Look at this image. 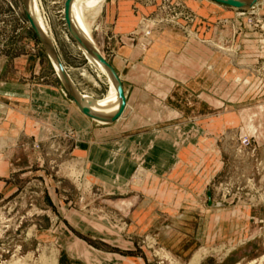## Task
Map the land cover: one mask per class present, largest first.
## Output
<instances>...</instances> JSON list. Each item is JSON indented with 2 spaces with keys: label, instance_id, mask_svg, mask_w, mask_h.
<instances>
[{
  "label": "rangeland",
  "instance_id": "obj_1",
  "mask_svg": "<svg viewBox=\"0 0 264 264\" xmlns=\"http://www.w3.org/2000/svg\"><path fill=\"white\" fill-rule=\"evenodd\" d=\"M64 2L36 0L43 29L77 92L101 99L108 82L69 35ZM107 2L86 21L135 112L101 126L76 108L23 0H0V117L13 137L0 141V264H192L197 253L193 264H264V0H135L141 18L122 36ZM150 22V34L183 32L200 77L181 84L194 70L168 67L137 83L118 66L134 46L141 60L184 59L172 36L150 50ZM107 130L109 152L90 148Z\"/></svg>",
  "mask_w": 264,
  "mask_h": 264
},
{
  "label": "crops",
  "instance_id": "obj_2",
  "mask_svg": "<svg viewBox=\"0 0 264 264\" xmlns=\"http://www.w3.org/2000/svg\"><path fill=\"white\" fill-rule=\"evenodd\" d=\"M134 5H135V0H108V2L106 3V5L102 11V13H103L104 19L106 21V24L108 26H112L114 28L113 34H116L118 36L127 35V34H130L137 27V24L141 18V15L139 16V14H135V10L133 9ZM164 32L165 33L162 32V34H161L160 32L155 31L154 33L150 34L149 40L152 43L150 50L152 52L158 51L159 49H163V50L167 51L168 44H166V42H167L168 38H171V36H172V37H174V41H175L176 45H178L180 47V50L182 49V47H185L184 50H182V52H181L182 54H180V57L184 58V59H180L178 61H172L167 56L165 57V55H163L162 58L159 57L156 59L155 54H152V56L150 55L151 58H149L147 60L146 59L141 60V59H139V57H137V55L139 53H137L138 49L136 48V46H134L133 48L132 47L131 48L126 47L125 49H120V51L131 50V52H133L134 55L132 56V58L126 57L124 55H119L118 66L120 68H126L127 66H131L132 68H136V71L139 72V75L134 77V79L137 83H146V82L147 83H154L158 80L163 79L164 78L163 75H164V71H165L164 69H166L168 67H177V68H179V67L180 68H188L189 67L191 70H194L189 75L187 74L188 72H186L187 75H184V78L179 80V82L181 84H188L190 81V78L200 77L199 74H201V75L203 74V72H204L203 69L206 66L205 63L202 62L201 60H194V59L189 60L187 52L183 53L184 51H187L186 49L189 48V41L184 36L183 32L182 31H177V32L164 31ZM135 41H137V39H134V40L132 39L133 43H135ZM93 45L95 46V44H93ZM95 48L97 49L96 46H95ZM97 51H98V49H97ZM135 54H137V55H135ZM158 68L162 69V71H159V72L157 71V73L155 72V74H147L149 69L151 70V69H158ZM196 68L202 69L201 73L199 70L196 71ZM146 69H148V70H146ZM182 73H185V71H183ZM105 78L108 82L109 90L101 99H95L93 97L84 96V95H81L79 93L82 96L81 102L85 103V105H87V107L92 112H94L92 105L100 104V107L97 110H95V112H94L96 115H99V116H97V118H95V119H90V118H87V119H89L91 122H94V123L101 125V126L106 125L107 123L100 124L99 121L105 122V121L111 120L112 118H114V116L117 114V112L119 110V109L117 110L118 102H117V98H116V93H114L112 96L109 95L111 86L109 84L108 78L107 77H105ZM173 79H175V78H173ZM163 97H166V95L164 94ZM76 108L78 109L77 106H76ZM133 112H135L134 108L129 107L126 104V107L124 109V112L122 113V116L118 120H116V122H119L123 119H126L128 117V115H130ZM98 117H100V118H98ZM0 123L3 124L2 126H0V128L2 127L0 129V131L4 132V135H3V137L1 136L0 141L5 142V143H9V142L13 141V137L7 136L8 132H9V128H10V126L7 125L8 117H0ZM22 123H23V121H22ZM22 128L23 127H20V131H18V135H20V136H18L17 139L20 137L22 139L23 134H25V133H23L24 131L22 130ZM100 132H101V133H99L100 139L96 140L97 144L89 146V147L90 148L95 147V148L99 149L101 152H104V154H107L109 152V148L111 146L109 144L113 141V139H109L110 136H109L108 130L107 131H100ZM119 138L120 137L117 135V138H115V140L119 141ZM134 147H135V145H134ZM90 159H92V157ZM2 161L5 165L6 161H4V160H2ZM91 163H99V161H92ZM0 164H2L1 161H0ZM91 169H93V168H91ZM149 173H150V175H152L150 171H149ZM6 175H7L6 168H4V173H2V172L0 173V181H2L4 178H6ZM122 176H123V174H122ZM0 191H5L4 187L0 186ZM134 203H135V201H134ZM133 206H134V204H133Z\"/></svg>",
  "mask_w": 264,
  "mask_h": 264
},
{
  "label": "bare ground",
  "instance_id": "obj_3",
  "mask_svg": "<svg viewBox=\"0 0 264 264\" xmlns=\"http://www.w3.org/2000/svg\"><path fill=\"white\" fill-rule=\"evenodd\" d=\"M105 0H72V2L70 3L69 6V15H68V19H69V24L70 27L72 29V31L75 33V35L77 37H79L81 40H83L84 42L88 43L89 45L93 46L95 48V46L93 45V39H91V30L89 28V25L86 21V15L88 12H91L93 17H95L99 11H101V6L103 4ZM239 2L242 3H251L254 0H237ZM93 3V4H91ZM91 4V5H90ZM25 7L27 10V13L29 15V17L32 19V21L36 24L39 32L41 33V35L43 36V38L46 40V42L49 44L50 48H52L54 50L53 45L51 44L50 40L47 38L46 36V31L44 27V25L42 24V17H40L39 15V10H38V5L36 3V0H26L25 1ZM78 7H80L82 10L80 11L78 9ZM79 17V18H78ZM78 18V19H77ZM92 18V17H91ZM78 49L85 55V57L87 58V60L105 77L108 78L109 80V84L111 86L110 89V94L109 95H113L114 93H116V98H117V110L120 108V100L117 96V88L116 85L112 79V77L109 75V73L107 72V70L103 67V65L93 56L91 55L82 45L77 44ZM96 49V48H95ZM97 50V49H96ZM50 61L52 63V66L55 69V72L57 74L58 77H60L56 62L54 60L53 57L50 58ZM61 63V62H60ZM63 67V66H62ZM64 69V68H63ZM65 71V69H64ZM67 78H68V82L70 84V87L72 89V91L74 92V94L76 95L77 99L79 101H82V96L79 94V92H77V90L74 88L70 77L68 76L67 72L65 71ZM100 107V104H94L92 105L93 111L95 112V110H97ZM119 113V110L117 112V114ZM116 114V115H117ZM115 115V116H116ZM99 116V115H96ZM114 116V117H115ZM101 117V116H100ZM98 117V118H100ZM100 124H104V123H109L108 121L105 122H100ZM137 172V171H136ZM137 174H141L142 176H144L143 172L141 169L138 170ZM136 175V173H135ZM135 177V176H133ZM141 177V176H140ZM136 181V180H135ZM145 204V203H144ZM114 206V205H112ZM118 205L116 204V207ZM199 257V254L197 253L196 255H194V257L192 258L190 263H195Z\"/></svg>",
  "mask_w": 264,
  "mask_h": 264
},
{
  "label": "water",
  "instance_id": "obj_4",
  "mask_svg": "<svg viewBox=\"0 0 264 264\" xmlns=\"http://www.w3.org/2000/svg\"><path fill=\"white\" fill-rule=\"evenodd\" d=\"M25 1L26 0H23L24 6H25ZM210 1L217 3V4H220V5L229 6V7L238 9V10H243V9L251 8L254 4H256V2L258 0H254L251 3H247V4L239 2L237 0H210ZM71 2H72V0H65L64 5H63V17H64V21H65L69 35L72 37V39L77 44L82 45L91 55H93L103 65V67L107 70L109 75L112 77V79L116 85V88H117V96L120 100V108H119V113L114 118H112L111 120H108V122L110 124V123L118 120L122 116V113L124 112V109L126 107V98H125V94H124V89H123V86H122V83L120 81L118 74L116 73L115 69L108 63V61H106V59L93 46H91L88 43L81 40L72 31L70 24H69V19H68L69 6H70ZM25 15H26L27 22H28L32 32L34 33V35L36 36V38L38 39V41L40 42L42 47L47 52L49 58H51V57L54 58L56 65H57V68H58V71H59V74H60L59 78H60L65 90L67 91L68 95L70 96V98L72 99L74 104L78 107L80 113L86 118H90V119L97 118L96 114L94 112H92L87 107V105H85V103H83L77 99L76 95L74 94V92L72 91V89L70 87L67 75H66V73L62 67V64L60 63V60H59L56 52L52 48H50L49 44L43 38V36L39 32L36 24L29 17L27 10H26V7H25Z\"/></svg>",
  "mask_w": 264,
  "mask_h": 264
},
{
  "label": "built area",
  "instance_id": "obj_5",
  "mask_svg": "<svg viewBox=\"0 0 264 264\" xmlns=\"http://www.w3.org/2000/svg\"><path fill=\"white\" fill-rule=\"evenodd\" d=\"M141 22H144L145 25L148 24V22H147L146 20H142ZM151 25H154V23H153V22H150V24H149V30L146 31L147 33L143 31L145 36H149V35H150L149 32H150V27H151Z\"/></svg>",
  "mask_w": 264,
  "mask_h": 264
}]
</instances>
